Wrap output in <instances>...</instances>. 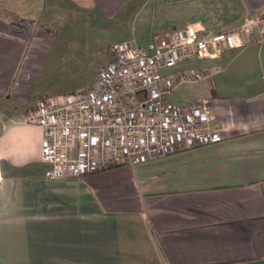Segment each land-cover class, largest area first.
I'll list each match as a JSON object with an SVG mask.
<instances>
[{
  "label": "crops",
  "instance_id": "1",
  "mask_svg": "<svg viewBox=\"0 0 264 264\" xmlns=\"http://www.w3.org/2000/svg\"><path fill=\"white\" fill-rule=\"evenodd\" d=\"M136 14H149L154 44L189 24L257 21L249 43L175 67L209 70L183 103L211 98L223 139L47 180L43 132L23 114L48 94L40 81L57 27ZM0 264H264V0H0Z\"/></svg>",
  "mask_w": 264,
  "mask_h": 264
},
{
  "label": "built area",
  "instance_id": "2",
  "mask_svg": "<svg viewBox=\"0 0 264 264\" xmlns=\"http://www.w3.org/2000/svg\"><path fill=\"white\" fill-rule=\"evenodd\" d=\"M256 25L251 17L217 32L189 24L156 37L148 50L131 37L108 48L110 59L87 88L36 98L23 121L43 132L46 179H80L109 166H134L220 142L211 98L167 102L180 84L199 82L209 70L161 71L239 48L250 42Z\"/></svg>",
  "mask_w": 264,
  "mask_h": 264
},
{
  "label": "rangeland",
  "instance_id": "3",
  "mask_svg": "<svg viewBox=\"0 0 264 264\" xmlns=\"http://www.w3.org/2000/svg\"><path fill=\"white\" fill-rule=\"evenodd\" d=\"M161 16L162 14H154L157 22H160ZM148 18L149 14H136L126 22L118 24L117 21L106 22L94 16L84 15L79 19L80 26L78 24L71 27L58 26L59 33L55 40L57 51L54 49L50 51V55L48 54L41 85L46 88L48 94H64L87 88L94 80L97 70L108 61L107 47L120 43L122 34L128 39L133 37L144 50L150 49L154 43L150 37L145 38L151 29ZM69 28L71 34L68 35ZM145 39L150 40L147 43ZM61 43L64 46L58 48ZM53 58L55 60L51 62ZM194 67L196 64L183 68ZM176 69H164L161 73L175 72ZM199 89V84H180L167 96V102L171 105H180L186 95Z\"/></svg>",
  "mask_w": 264,
  "mask_h": 264
},
{
  "label": "trees",
  "instance_id": "4",
  "mask_svg": "<svg viewBox=\"0 0 264 264\" xmlns=\"http://www.w3.org/2000/svg\"><path fill=\"white\" fill-rule=\"evenodd\" d=\"M119 165H120V164L113 165V166H109V167H107V168H104L103 170H107V169H110V168H114V167L119 166ZM103 170H101V171H103Z\"/></svg>",
  "mask_w": 264,
  "mask_h": 264
}]
</instances>
